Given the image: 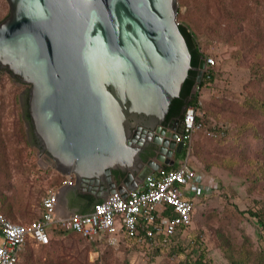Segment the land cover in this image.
<instances>
[{
    "label": "water",
    "instance_id": "1",
    "mask_svg": "<svg viewBox=\"0 0 264 264\" xmlns=\"http://www.w3.org/2000/svg\"><path fill=\"white\" fill-rule=\"evenodd\" d=\"M0 72L28 85V110L43 159L72 185L55 215L78 194L126 198L181 154L167 119L190 70L177 0H6Z\"/></svg>",
    "mask_w": 264,
    "mask_h": 264
},
{
    "label": "rangeland",
    "instance_id": "2",
    "mask_svg": "<svg viewBox=\"0 0 264 264\" xmlns=\"http://www.w3.org/2000/svg\"><path fill=\"white\" fill-rule=\"evenodd\" d=\"M177 8V22L189 26L205 55L217 59L215 78L224 73L231 83L224 94L221 89L217 95L194 91L202 96L199 110L212 120L206 127L216 122L225 133L220 138L205 131L193 135L190 162L205 182L214 179L220 189L197 201L190 230L204 236L211 264H229L219 236L236 255L246 256V264H264V229L248 213L264 211V109L256 103L264 102V0H177ZM8 14L7 1L0 0V21ZM28 88L0 72V197L10 218V213L38 217L42 199L60 180L59 174L39 168L31 148L36 142L23 100ZM20 264L185 262L163 256L146 263L142 250L125 239L111 243L59 230L47 245L28 242Z\"/></svg>",
    "mask_w": 264,
    "mask_h": 264
},
{
    "label": "built area",
    "instance_id": "3",
    "mask_svg": "<svg viewBox=\"0 0 264 264\" xmlns=\"http://www.w3.org/2000/svg\"><path fill=\"white\" fill-rule=\"evenodd\" d=\"M204 59V84H197L194 91L205 94L206 90L211 95H217V79L213 77L212 70L217 68L218 61L214 56L205 55ZM230 88L229 81L225 89ZM201 97L199 94L198 98ZM200 99L198 106L201 105ZM208 126L197 120L196 106H187L180 122V135L176 139L177 142H183L184 150L179 165L174 169L163 168L157 174H149L140 185L127 193L126 198L118 192L110 193L94 203L86 213L57 218L55 205L58 191L74 182L73 176L69 175L63 176L62 181L47 192L42 200L41 217L29 224L12 221L0 212V232L3 238L0 244V264H20V255L27 243L48 244L49 232L55 228L72 231L85 239L98 240L102 237L111 243H118L125 235L135 238V243L131 244L142 250L146 263H152L150 255L143 248L152 247L158 240L164 248H169L177 231L184 238L192 224L197 201L219 190L214 179L205 182L203 174L190 162L191 141L196 132L205 131L208 136L217 137L214 126ZM37 160L39 163L43 161L41 152L37 153Z\"/></svg>",
    "mask_w": 264,
    "mask_h": 264
},
{
    "label": "trees",
    "instance_id": "4",
    "mask_svg": "<svg viewBox=\"0 0 264 264\" xmlns=\"http://www.w3.org/2000/svg\"><path fill=\"white\" fill-rule=\"evenodd\" d=\"M179 27H180L182 34L184 35L186 39V42L191 52V66L196 68L199 64L200 58L202 56H205V53L201 50L199 43L197 41V37L195 33L189 28V26L179 23ZM212 72H213V77H215L216 75L214 74L215 70H212ZM262 77H264V75ZM223 79L224 78L222 74L221 80ZM227 80L230 81L229 78ZM195 81H196V71L190 70L182 86L179 98H175L171 103V106H170V109L167 115V119L177 116L181 110L182 105L184 103H187V106H190V105L196 106L198 121H203L205 122V124H208V121L210 122L212 121L211 119H207V114L205 112L199 110L198 95L193 92ZM203 84L204 82L201 83V85ZM256 103L259 104V106L264 109V102H256ZM213 126H214V130L218 133L217 137L219 138L222 137L225 131L221 127H219L216 122L213 123ZM181 156L182 157L184 156V150L182 151ZM191 165L195 167L193 164ZM195 169L198 171V168L195 167ZM62 179L63 178L59 180V183L62 181ZM217 192H219V190ZM78 197L81 199H85L87 201L92 200V198L88 195L78 194ZM208 197L209 196H206V197H203L202 199L206 200ZM248 213L250 216H253L254 218H256L258 224L264 229V211L257 212V213L250 211ZM193 222H194V215H193L192 224ZM190 227L191 225L188 227L187 229L188 234L184 238L181 236V232L177 231V233L175 234L173 238V244L169 246V248H164L161 245L160 241L158 240L157 243L153 244L152 247H149V248L144 247L143 249L147 251L152 261L158 257H163V256L169 257V256L174 255L176 258L184 260L185 264H211L207 244L204 241V236L201 234V232H198L196 230L195 231L190 230ZM59 230L61 231V229H57V228L50 230L49 232L50 238H51L52 232L59 231ZM124 239L129 241L130 243H135L136 241L135 238L128 237L126 235ZM218 245L223 253L224 258L229 262V264H246L247 262L246 256L236 255L234 252H232L230 250L229 243L222 236H219ZM259 264H262V263H259Z\"/></svg>",
    "mask_w": 264,
    "mask_h": 264
},
{
    "label": "crops",
    "instance_id": "5",
    "mask_svg": "<svg viewBox=\"0 0 264 264\" xmlns=\"http://www.w3.org/2000/svg\"><path fill=\"white\" fill-rule=\"evenodd\" d=\"M225 64H227V63H225ZM225 66L226 65H222L221 70H224L225 71L226 70V68H224ZM226 76H228V75L223 73V78L226 77ZM227 82H229V81L226 80V79H224V80H221V79L217 80L216 88L218 87L217 89H221L220 92L222 94L223 93H227V91L225 89L226 88V85H227ZM24 116H25V114H24ZM27 122H29L28 118H27ZM31 148L33 150V153L36 156L35 158L37 159V153L39 152L38 148L36 147V145H32ZM182 158L183 157L181 156V154L175 153L173 155V158L169 159L168 164L164 165V169H174V168H176L179 165V163L182 160ZM37 163L39 165V168H41V170H43V171L48 170L50 172V174H49L50 176H53L55 174H57V175L59 174L56 170H54L51 166H49L48 163L44 159H43V161H41V163H39L38 160H37ZM157 173H158V171H154L152 174H157ZM59 176H60V179L63 177L60 174H59ZM58 184H59V182H58ZM57 185H55L54 187H56ZM82 195H88V196H90L92 198V200L91 201H87L85 199H81L79 197H76L61 214H56L57 218L67 217V216H70V215L75 214V213H86V212H88V211H90L92 209L94 203H96L99 200H102L103 199V198H100V197L93 196L90 193H82ZM0 208L2 209V211L0 210V212L4 213L8 217V215L5 212H9V207L7 205H4L3 204V201L1 199V197H0ZM9 215L12 218H10V217H8V218H10L12 221L20 222L22 224L27 225L31 221L36 220V219H38V218L41 217V215H42V202H41L40 214L36 218L28 219L24 215L23 216H20L18 213H12V214L10 213ZM13 218H16V219H13ZM2 239L3 238H2V235H1V232H0V244L2 242ZM104 240L105 239L102 238V237L101 238H98V241H104ZM122 240L123 239H121L120 241H122ZM24 251H25V249H24ZM22 253H21V255H22ZM21 255H20V262H21Z\"/></svg>",
    "mask_w": 264,
    "mask_h": 264
},
{
    "label": "flooded vegetation",
    "instance_id": "6",
    "mask_svg": "<svg viewBox=\"0 0 264 264\" xmlns=\"http://www.w3.org/2000/svg\"><path fill=\"white\" fill-rule=\"evenodd\" d=\"M23 100H24V114H25V116L28 118V120H29V122H30V130H31V134H32V139H33L34 142L37 143V139H36V137H35L34 134H33V127H32V124H31V121H30V118H29V115H28V113H29V110H28V92H24ZM185 106H187V103H184V104L182 105L181 110H182ZM181 110H180V112H181ZM180 112L178 113L177 116L172 117V118L178 120ZM176 127H177V129L180 130V124H179V121L177 122Z\"/></svg>",
    "mask_w": 264,
    "mask_h": 264
}]
</instances>
